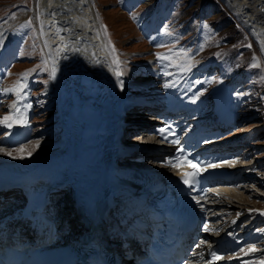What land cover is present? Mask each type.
Wrapping results in <instances>:
<instances>
[{
    "label": "rangeland",
    "instance_id": "374dc122",
    "mask_svg": "<svg viewBox=\"0 0 264 264\" xmlns=\"http://www.w3.org/2000/svg\"><path fill=\"white\" fill-rule=\"evenodd\" d=\"M90 1L110 47V71L112 73L114 71L113 61L117 79L115 89L121 94H117L119 100L127 92L132 95L143 92L146 96H158L160 89L166 87L171 77L176 81L175 86L183 87L184 93L187 87L197 88L195 96L206 95L209 85L215 78L230 80L233 85L236 83L239 89L235 95L241 96V101L245 104V120L243 126L239 128L242 130L239 135H244L245 140L249 136L248 142L255 143L248 151L250 158L240 157L243 159L241 162L246 164L264 157V60L253 38L223 0H209L210 2L201 9L199 3L202 0ZM210 8L214 13L208 16L211 12ZM38 11L39 0H0V58L10 57L8 59L10 64L3 67L4 72L7 66L12 65L8 77H5L0 85V162L2 163L9 157L16 163H21L28 156L38 152H48L47 149H52L60 143L58 137L61 135V125L53 87L56 93L57 88L44 42L48 36L40 29ZM226 18L230 25L222 29L219 24L226 23ZM184 26L186 32L182 36ZM188 26L191 32L188 31ZM198 28H200L199 32ZM188 33L190 35H187ZM81 52L83 53L84 49ZM256 54L260 56L261 67L251 72L248 68L245 75L250 74L251 78L240 80L238 75L244 72L243 67ZM149 67L163 69L157 70L159 73L151 76L146 74L145 70L139 77L127 80L134 74L130 72L131 70L136 68L144 70ZM88 74L82 75L80 80L83 81V76ZM92 77L90 74V78ZM90 78L88 80H91ZM94 83L92 87L96 88ZM83 85L89 86L86 80L83 81ZM143 87L144 91L141 89ZM234 88L236 91L237 88ZM162 92H164L161 93L162 96L167 94L165 90ZM24 98L26 100L22 101ZM27 98L32 108L30 123L33 129L35 128V136L28 143L6 146L3 141L8 139L10 133L5 128L7 123L5 117L12 118L10 124L20 125L21 121H17L19 115H16V118L12 116L22 105H28ZM126 112L128 117L139 115L136 114L138 110L134 108H129ZM139 117L140 121L144 122L146 115L140 114ZM136 123L139 124L138 127L143 126L141 122ZM237 133L238 131L233 136ZM134 140L143 145L141 149L145 151L150 149V146L145 145L153 141L151 136H139ZM11 142L12 138H10ZM263 164L264 161L258 166L261 167ZM262 169L264 172V166ZM238 184L247 188L238 189L237 184L224 185L222 187L224 192H217L209 201L210 204L217 205V209L220 208L215 210L219 216H227L232 212L231 217L227 216L230 217L229 219L217 218L215 223L221 224L219 227H224L226 224L223 223H228L232 218L245 219V214L250 211L245 210L243 206L264 205V183L240 181ZM63 196L68 198V195ZM254 218L253 214L247 215L248 225L259 224L260 221L253 222ZM260 224L258 229L264 230V225ZM255 234L259 235L258 232ZM260 252H264V244Z\"/></svg>",
    "mask_w": 264,
    "mask_h": 264
},
{
    "label": "bare ground",
    "instance_id": "6f19581e",
    "mask_svg": "<svg viewBox=\"0 0 264 264\" xmlns=\"http://www.w3.org/2000/svg\"><path fill=\"white\" fill-rule=\"evenodd\" d=\"M223 1L251 33L252 38L259 44L264 55V0ZM38 12L40 16V29L48 36L44 42L46 43L47 58H49L53 68L54 80L57 88L59 124L61 125V135L59 134L60 143L54 146L52 152H38L28 156L26 160L21 163H16L15 160L9 157L4 161V165L6 167V174L10 178H13L10 169L11 171L16 170L22 174V171L34 167H41L43 170H62L63 166L61 165L63 160L68 163L66 167L72 171L73 162L79 157L78 140L79 131L81 129V110L88 94L90 96V104H95L96 108L100 110L93 113L91 110L85 109L86 117L84 119V125L87 126L88 129L93 123L101 124L103 119L102 112L107 116V111L109 110L114 131L111 135L107 132L103 133V135L106 138H114L115 121L117 118H120V114L123 112L122 97L119 100L115 91L117 79L114 75V71L113 73L110 71V47L102 33L100 23L94 13V6L91 1L39 0ZM82 49H84L83 53L81 52ZM9 58L8 56L0 58V77L4 73L3 67L10 62L8 60ZM159 69L161 70L163 68L157 69L156 67H149L144 70L136 68L130 71L134 74L127 80H132L133 77H139L145 70V72H147L146 74L150 76L158 74L159 71L157 70ZM86 73L89 74L83 81L88 80L91 74L93 77L90 79L95 82L94 86H96V88H94L92 87V83H89V93L87 95L83 81L80 80L82 75H86ZM175 84L176 81H174V77H171L168 79L166 87L160 90L161 92L164 90L167 92L166 95H163L164 97L168 96L169 99L173 101L181 102L184 96V89L183 87L175 86ZM105 87L106 89L110 87V93H108V90H105ZM141 89L144 91L145 88L143 87ZM100 95H102V100L97 104L98 101H96V98ZM140 95V98H143L145 94L142 92ZM124 98L126 101L134 103L135 96L128 92L125 94ZM26 106L22 105L12 116L16 118V115H19L20 119L18 118L17 121H21L20 125L14 123L10 124V122L13 121L11 117L7 119L5 128L10 134L8 139L3 141V144H10V138H12L13 141L16 134L25 135L31 132L30 125L27 122L29 107L27 108ZM22 113L24 114L21 117ZM23 117L26 119L24 120ZM21 118L23 120H21ZM94 119L95 121H93ZM94 125L96 128L98 124ZM22 127L24 128L23 131ZM92 127L94 126L92 125ZM90 134L91 132L88 131L82 146L80 145V150L82 148L88 149V139L98 138L97 135L91 134L93 135L91 136ZM233 144H237L234 147L243 145L242 141H238V138L233 140ZM89 147H95V149L91 151L86 150L85 153H81V164L83 163V168L85 167L86 169L94 167L96 164H101L105 150L103 143ZM246 148L247 152L245 155L249 157L250 152L248 151L251 150V148ZM51 153L53 154L51 155ZM92 162L94 164H91ZM78 169L79 172L82 173V169ZM19 175L21 176V174ZM97 187H99V189H93L92 194H94V191H100V186L97 185ZM81 189L83 193H89V189L84 188L83 182ZM250 218L253 217L250 216ZM261 221L262 220H260V222ZM255 225L256 223L247 225L244 230L248 231Z\"/></svg>",
    "mask_w": 264,
    "mask_h": 264
},
{
    "label": "snow or ice",
    "instance_id": "6c2138e0",
    "mask_svg": "<svg viewBox=\"0 0 264 264\" xmlns=\"http://www.w3.org/2000/svg\"><path fill=\"white\" fill-rule=\"evenodd\" d=\"M161 59H164V57H161ZM253 66H258V62H257V64H255V65H253ZM118 75H119V73H118ZM121 83H122V82H121ZM5 120H7V117H5ZM169 128H170V126H169ZM158 131H159V133H160L165 139H167V135H165V133H166V129L161 128V129H159ZM170 134H171V132H170V130H168V135H170ZM171 143H173V144H178L179 141H178V140H173V141H171ZM179 151L183 152V149H179ZM180 159H181V157H177L176 160H174V161H170V162H169L170 166H177L178 163H179V160H180ZM188 163H191V161H188ZM197 163H198V162H197ZM195 175H196V174H193V179H192V181H191V185H194L195 183H198V181L195 179ZM184 183H185V184H189L190 181H189L188 179H185V180H184Z\"/></svg>",
    "mask_w": 264,
    "mask_h": 264
},
{
    "label": "trees",
    "instance_id": "16d2710c",
    "mask_svg": "<svg viewBox=\"0 0 264 264\" xmlns=\"http://www.w3.org/2000/svg\"><path fill=\"white\" fill-rule=\"evenodd\" d=\"M208 2H210V1L209 0H202V1H200L199 5L204 6ZM229 23H228L227 18H226V23L224 24V28H228V26L230 25Z\"/></svg>",
    "mask_w": 264,
    "mask_h": 264
}]
</instances>
